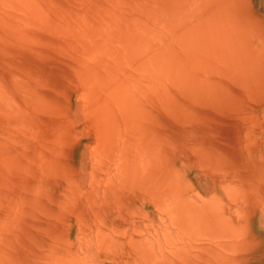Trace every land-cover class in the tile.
I'll use <instances>...</instances> for the list:
<instances>
[{
    "label": "bare ground",
    "instance_id": "bare-ground-1",
    "mask_svg": "<svg viewBox=\"0 0 264 264\" xmlns=\"http://www.w3.org/2000/svg\"><path fill=\"white\" fill-rule=\"evenodd\" d=\"M0 264H264V0H0Z\"/></svg>",
    "mask_w": 264,
    "mask_h": 264
}]
</instances>
